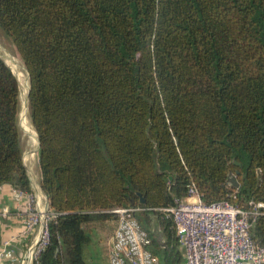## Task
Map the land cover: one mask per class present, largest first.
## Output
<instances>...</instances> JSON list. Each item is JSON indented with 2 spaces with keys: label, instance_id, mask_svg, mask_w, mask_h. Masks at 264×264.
I'll list each match as a JSON object with an SVG mask.
<instances>
[{
  "label": "trees",
  "instance_id": "1",
  "mask_svg": "<svg viewBox=\"0 0 264 264\" xmlns=\"http://www.w3.org/2000/svg\"><path fill=\"white\" fill-rule=\"evenodd\" d=\"M0 29L29 74L54 214L36 264H88L87 224L118 207L141 208L162 264H184L161 209L190 184L207 204L264 203V0H0ZM20 110L0 56V186L32 193ZM251 232L264 245V215Z\"/></svg>",
  "mask_w": 264,
  "mask_h": 264
},
{
  "label": "built area",
  "instance_id": "2",
  "mask_svg": "<svg viewBox=\"0 0 264 264\" xmlns=\"http://www.w3.org/2000/svg\"><path fill=\"white\" fill-rule=\"evenodd\" d=\"M14 196L16 199L27 196L21 236L33 237L20 264H36L50 242L49 223L54 214L50 208H43L33 193L15 188ZM140 210L139 207L112 210L117 226L109 247V264H162L152 250L153 240L148 230L136 217ZM161 210L173 219L184 264H264V245L251 232L256 219L264 215L263 202L250 201L246 207L228 201L207 204L192 183L184 200ZM2 244L0 261L13 260L10 241Z\"/></svg>",
  "mask_w": 264,
  "mask_h": 264
},
{
  "label": "rangeland",
  "instance_id": "3",
  "mask_svg": "<svg viewBox=\"0 0 264 264\" xmlns=\"http://www.w3.org/2000/svg\"><path fill=\"white\" fill-rule=\"evenodd\" d=\"M0 56L5 62L12 68L17 75L21 85V110H20V126L22 130V147L24 149V161L27 166L29 175L35 182H39L41 177V168L38 157V135L35 127L30 119L28 90L30 86V78L25 67L23 60L21 59L17 49L12 41L5 36L0 29ZM103 222V221H101ZM100 223V222H99ZM91 223L87 224L86 228L89 230ZM98 228V226H97ZM94 229L90 231L93 241L86 249V259L88 264H109L108 254L109 247L107 244V238H105V232ZM106 229V228H105ZM151 229L158 238H161V231L157 218L154 219ZM182 253L183 251L179 249Z\"/></svg>",
  "mask_w": 264,
  "mask_h": 264
},
{
  "label": "crops",
  "instance_id": "4",
  "mask_svg": "<svg viewBox=\"0 0 264 264\" xmlns=\"http://www.w3.org/2000/svg\"><path fill=\"white\" fill-rule=\"evenodd\" d=\"M31 180L33 188L32 193L38 196L43 208L49 209V199L41 188V177L39 182H35L32 178ZM14 191L15 188L10 184H3L0 186V251L3 248V241L8 240L10 241L9 248L14 254L13 260L6 258L0 261V264H20L21 258L26 255V247L31 243L33 238L21 236L24 229L23 219L26 214L27 196L16 199ZM3 210H5L4 213ZM90 223L91 227L89 231H93L98 226L97 230L105 232L104 235L105 238H107L108 247H110L114 230L117 226L116 215L112 218L98 219Z\"/></svg>",
  "mask_w": 264,
  "mask_h": 264
},
{
  "label": "water",
  "instance_id": "5",
  "mask_svg": "<svg viewBox=\"0 0 264 264\" xmlns=\"http://www.w3.org/2000/svg\"><path fill=\"white\" fill-rule=\"evenodd\" d=\"M29 92H30V86H29V90H28V96H29ZM38 142H39V145H38V151H39V148H40V141H39V138H38ZM228 181L233 185V186H236V187H239L240 183L238 182L237 180V177L235 174L231 173L230 176L228 177ZM142 201H144V199L142 198Z\"/></svg>",
  "mask_w": 264,
  "mask_h": 264
}]
</instances>
